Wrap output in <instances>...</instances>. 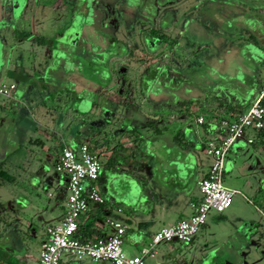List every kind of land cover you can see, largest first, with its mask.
Listing matches in <instances>:
<instances>
[{
  "label": "rangeland",
  "instance_id": "1",
  "mask_svg": "<svg viewBox=\"0 0 264 264\" xmlns=\"http://www.w3.org/2000/svg\"><path fill=\"white\" fill-rule=\"evenodd\" d=\"M263 3L264 0H39L37 3H32L30 0L25 9L28 12L32 11L35 17L33 19L37 20L36 31L39 34L36 37L40 38L42 34L49 38V41L46 39L44 43H41L47 46L50 55L46 63L41 64L44 72L38 79L52 83L58 87L57 91L67 94L66 98L64 97L55 105L43 104L38 117L37 113L33 112L37 118L35 121L38 122L34 126L36 131L28 132L29 143L25 142V146L16 147L18 154L21 153L22 161L26 159L22 164L21 184L24 193L21 201L18 195L16 197L13 194L14 184L3 182V178L0 177V232L10 227L9 225H13L15 228L11 231L12 240L13 236L14 240L16 237L17 240L21 239L23 247H27L26 249L37 257V246L45 237V228L59 221L62 216L63 207L59 204V198L66 195V190L59 179L60 175L53 167L56 153L54 144L58 138L63 140L71 135L76 138L75 132L84 129L80 124L81 120L90 125L91 130L88 128L87 132L91 134L85 136L101 143L102 137L105 136L104 132L107 129L110 132V123L114 120L112 119L108 125L105 124L101 128V101L97 99L95 106H91V102L95 99V88L104 85L105 82L109 85L107 93L115 96V100H118L116 99L118 97L123 102L119 104L117 111L124 113V118L118 121V124L115 121L117 127H114L110 133L114 137L109 141L110 148L118 144L116 137L122 138L123 143L129 144L132 154L133 152L139 154L140 157L136 160L140 164L151 163H149L152 166L149 171L152 175V184L158 187L161 183L159 189L161 193L167 191L169 177L160 178L163 168L159 165L160 161L176 159L173 153L167 152L166 149L172 145L165 139L152 140L148 127L145 128V126H143L144 130L138 129V132L146 135L141 141L138 140L140 137L138 138L136 132L123 130L131 120L127 118L125 114L127 107L123 104L134 100L139 107L141 117L132 124L143 123L148 118H153L152 115L155 112L150 102L142 100L145 94L144 84L151 83V78L155 75L159 78L160 75L168 74L170 81L176 78L174 82L164 84L163 89H167L169 93L167 95L163 92L168 99L166 97L164 102L166 106L161 109L163 114L167 115L168 122L179 120L175 117L180 100L185 97L192 100L187 109V115L183 113L180 119L181 122L186 120V124L188 123L189 127L184 131V136L189 141L192 139L188 137L189 131H193L195 139L198 140L195 129L199 127L194 126L193 121L196 116L194 113H202V122H204L203 114L209 115L206 109L210 108L216 112L219 109L218 103L222 102L221 104L224 105L226 100H228L227 104L231 101L235 111L236 109L246 111L258 96L259 91L264 89V58L253 47L251 52L259 55L261 59L254 57V60L260 61L256 63L257 65H253L247 55H242L246 51L243 44L246 35H243L240 27L234 23L235 17L236 20L264 19V7L258 8ZM250 8L260 11L256 12ZM191 18L193 19L189 23ZM29 19V17L25 19L26 33L29 32L35 36V32L29 30L32 26ZM197 19L204 28L198 26ZM261 22L264 21L261 20ZM259 27L264 26L259 25ZM148 28L165 33L172 40H176V44L171 46L146 36ZM8 39L9 37H5V34L0 38L1 63L7 53L13 52L9 49L11 47ZM23 44L25 59L31 65L35 59L29 53H33L34 46L26 40ZM121 45L124 46V50L119 55ZM133 45L137 55H134V60H131L127 57V53ZM233 45L238 49L232 48ZM106 56L109 57L106 66L110 76L103 80V75L96 70L104 69L105 64L99 62ZM139 58L143 59V63L137 62ZM158 63L163 64L165 71H171L168 73L158 69L155 71ZM0 67L3 68L4 64ZM35 69L38 70V68ZM35 69L32 73L28 69L27 74L35 76ZM35 72L38 73V71ZM172 73H176V76ZM10 80L19 87L22 79L5 78V81ZM155 83L157 86L160 85L158 81ZM28 84L31 85V81ZM153 89L154 93L160 92L157 88ZM31 90L40 92L41 89L31 87ZM48 92L49 88L45 90V93ZM154 93L151 92L153 95ZM80 96L82 100L74 99ZM4 98L0 97V100ZM73 100L75 104H72ZM241 100L244 101L241 102ZM204 102L207 108L202 107ZM72 105H77V110L71 109ZM16 106L13 104L11 107L15 113L13 114L15 123L20 117V113L16 110L18 106ZM25 107L22 105L21 108L25 109ZM130 107L133 108V104ZM7 109L9 110L6 115L8 120L2 123L4 118H0V133L1 130H5L6 133V129L9 130L12 126L9 118L10 109L9 107ZM49 109L50 111L47 112ZM89 109L91 112L87 114L77 113V111L86 112ZM20 120L23 123L26 121L22 118ZM32 120L29 116V121L32 122ZM159 121V123L163 122V120ZM3 125H5L4 129ZM119 128H122L123 132L116 134L117 131L121 132ZM39 139H43L48 150L46 147L41 148L35 145V143L38 144ZM8 142V137L7 140L1 138L0 148H6ZM10 145L15 147V142L13 141ZM99 148L95 154L99 163L104 164L107 155L101 151V146ZM188 148L187 153L182 152L180 160L183 163L181 166L176 163V169H180L184 172L182 174L186 175L182 184L184 192L196 194L199 198L200 195L193 181L201 177V168L208 165L209 159L203 155L204 152L200 150L198 143ZM16 150L12 151L15 153ZM123 153L125 155L127 152ZM156 161L159 162L156 163ZM195 161L197 166L199 165L197 168H195ZM119 163L120 159L107 162L104 170L105 183L100 186V191L106 200L105 206L110 208V213L125 220L127 234L122 239L121 249L124 255L131 256L138 254L140 247L146 244L145 241L134 245L132 234H135L137 230L141 232V225L137 219L143 210L149 207L143 204L144 198H140L138 203L136 199L142 193V185L145 189L151 185L145 175L138 179L135 172L136 166L129 168ZM27 164H29L28 167ZM221 180L224 186L232 190L230 205L221 212L210 209L204 224L191 242L169 241L158 244L156 254L153 257L144 258L145 264H264V143L251 145L239 143L238 140L233 141L223 156ZM47 193H50L52 197H47ZM150 194L152 197L156 196L155 192ZM156 194L160 193L156 192ZM152 200V198L147 200V204ZM117 207L121 209L120 213L115 212ZM92 220L91 218L90 221L86 216L82 223L90 224ZM105 220L101 217L95 221L104 226ZM20 221L21 225H19ZM141 233L146 234V232ZM145 237L149 236L146 234ZM64 257L66 256L62 255L61 259ZM27 263L38 264V261L28 260ZM71 264L100 263L72 260Z\"/></svg>",
  "mask_w": 264,
  "mask_h": 264
},
{
  "label": "crops",
  "instance_id": "2",
  "mask_svg": "<svg viewBox=\"0 0 264 264\" xmlns=\"http://www.w3.org/2000/svg\"><path fill=\"white\" fill-rule=\"evenodd\" d=\"M30 0H0V36L2 35V37L5 34V37H9V45L11 48L10 51L13 52H9L7 53L6 57L4 58L3 63H1L0 65L4 67L1 68L0 67V82H13L12 80L10 81H5V78H14V79H22L20 80L19 83V87L16 86L15 84V89L13 90L12 94L7 97L4 98L3 100H0V118H4L2 119V123H5L8 119L6 117L7 112L9 113V110L7 109V107H9L10 109V124L12 123V126L9 128V130L6 129V133L5 130H1L0 133V140L1 138L6 139L7 137L9 139V142L6 146V148H0V177L3 178V182H9L10 184H14L13 186V194L17 197V195L19 196V200L21 201L22 199V194L24 193V189H22V184H21V175L23 173L22 170V164L23 161L26 159L21 158V153L18 154V148H16L17 146L21 145V146H25V142L29 143V139L30 136L28 137V132L31 131V133H35L36 130H34V126L37 125L38 122L35 121L36 116L38 117L40 110L43 108V104H49V106L51 105H55L57 102H60L61 100L64 99V97L66 96L67 93L65 92H61L60 90H58V87H55L52 83H46L43 82L42 80L38 79L42 73L44 72V69L42 67V63L43 65L46 63L47 59L49 58L50 55V51L48 50L47 46L42 45L41 43L38 42L36 36L39 34L37 33V20L33 19L34 17V13L30 10L29 12L27 11L26 5L27 3H29ZM37 3L39 2V0H32V3ZM264 7V3L261 4V6L259 5L258 8H263ZM251 10H254L256 12L260 11V10H256L255 8H250ZM248 10V8H247ZM31 13V15H30ZM28 17L30 18L29 21L31 22V31L35 32V36L34 34H29V32L26 33L24 24H26V20L28 19ZM35 18V17H34ZM193 18H191L189 20V23L192 21ZM235 17V23L236 25H238L240 27V32L244 35H246V40L243 43L246 51L248 49H251L253 47V49L259 51V53H263L264 52V27H259V25H263L264 26V22L262 23L261 20L264 21V19L262 18H246V19H238ZM140 21V19H139ZM142 21V20H141ZM200 20H196V23L198 24L199 27L204 28V25L200 22H198ZM207 22V21H205ZM262 23V24H261ZM35 24V25H34ZM141 24V22H140ZM230 24V23H229ZM56 25V24H55ZM233 25V23H232ZM227 28V27H226ZM208 29V27H207ZM207 29L205 31H207ZM252 30H257L256 32H251ZM243 31V32H242ZM20 32H21V36H20ZM23 34L25 35V37L23 36ZM27 34V35H26ZM249 34L253 35L254 38H256L258 40V44L259 46H249V39L250 37L248 36ZM54 34H52L53 36ZM139 35H140V31H139ZM0 37V38H2ZM199 37V36H197ZM35 38V39H33ZM40 38H43V40L49 41V38H47L46 36L40 34ZM241 38V37H240ZM4 40V39H3ZM24 40H26L27 42H29V44L31 46H34V49L32 50V54L29 53V55H33V59H35L31 65L29 64L28 60L25 59V55L26 53L24 52ZM51 40V38H50ZM249 43V44H248ZM44 47H42V46ZM122 48H124L123 45H121ZM236 46V45H235ZM248 46V47H247ZM231 47V46H230ZM32 48V47H31ZM232 48L238 49L237 47H234V45L232 46ZM228 51V49H227ZM117 54V53H116ZM233 54H240V53H233ZM69 58V56L67 57ZM109 58V57H108ZM57 60V59H56ZM58 61V60H57ZM40 66H41V71L40 70ZM35 68H38V70H36ZM31 70L32 71L35 69V71H38V73H35V76H30L29 74H27V70ZM246 70H244L245 72ZM37 76V78H36ZM35 77V78H34ZM108 79V78H106ZM31 81V85L28 84V82ZM35 82V83H33ZM35 87V88H39L41 89L40 92H35L33 90H31V87ZM37 86V87H36ZM152 86H156L155 84H144V88H147L146 90H144L145 94L143 96L142 100H147L148 102H150V104L153 105V107L155 108V112L152 115L153 118H148V120L143 121L142 126L138 125H134L132 124V122L134 123L135 121L140 120V114L139 111L134 110L133 108H131L130 106H128V102H125L123 104V106H126L127 108H125L126 112L125 114L127 115V118H130L131 120H129V123L127 125H125V129L123 130H127L130 131L129 129L133 126H139L136 127L137 128V135L140 136V138L138 139L139 141L143 140V136H146L144 134H139L140 132H138V129L144 130V127L147 128V123L148 121L153 120L155 126L159 127V132H152L151 129L148 127V133L150 132V138L152 140H156V141H162V139L164 140H168V143H170V148H166L167 152L173 153V155L175 156L176 159H169L166 160L164 162L160 161V167L163 168V170L161 171V175L160 178L164 179L165 177H169V182H168V187L166 189H168L167 191H164V193H161L162 191L159 190L161 187V183L158 185V187L154 186L152 184L151 181V172L149 171L151 169V163L146 164L147 162H142L140 164V162H138V160H136V158L140 157L139 154H136V152H133V154L130 152V146L127 143H123L122 142V138L116 137V142H118V144H115L116 146H118L116 149H118V151H113L112 155L113 158L115 160H119L120 159V164L124 165V166H129V168H133L136 166V176L138 177V179L140 180V176H147L145 177L146 179H148L149 184L151 185L149 188L145 189L144 186L142 185V193L140 194V196H138V198L136 199V203H138V201L140 200V198H144L145 202L143 203L144 205L146 204L147 206L149 205L148 208H145L143 210V212L141 213V216L138 217V222L141 225V232H146L147 236L149 237H145L146 234L141 233L137 230V232L135 234H132V238H133V244H137V243H141V242H145L148 240V238H150L151 234L153 232H155L157 229H159L162 226L174 223L175 221L188 216L191 212H192V208H191V203L196 202V200L198 199V195L193 194V193H186L184 192V186L182 185L184 183L185 177L186 175L182 174L184 172H182L180 169H176V163H179L181 166V163H183L180 160L181 154L182 152H188V149L186 147H181L176 145L175 143H173L172 140V136L177 133L180 132L181 134L184 135V131L189 127L188 123L186 124V120L181 122V117L182 114H186L187 115V109H185L182 105L181 102H183L184 100L188 99V98H182L179 103V110L176 112V117L175 118H179V120H171L170 122H168V119H166L167 115L163 114V110L161 109L162 107H165L166 105L164 104L165 99L168 96H165V94H163L162 92L159 93H154L151 94L152 91ZM49 88V92L45 93V90ZM150 89V91H148ZM97 90L99 91L98 94H96ZM109 90V85L105 82L104 85L98 87L97 89L95 88L94 90V95H95V102H97V99H100L101 101V105H100V109H101V123H100V127L104 126L105 124L108 125L111 120L113 119L114 122L110 123V132H108V126H107V130L106 132H104L105 136L102 137L100 146H101V151L105 152V155H107L106 159H108V156L111 153V148H110V139L112 140L114 137L112 136V129L114 127H117L118 121H120L122 118H124V113H119L118 110V106L119 104H121V100L117 97L115 100L114 97L112 96V94L107 93ZM68 92V91H66ZM45 96V98H44ZM47 97V98H46ZM66 98V97H65ZM77 101L82 100V96H80L79 98H75ZM171 100V99H170ZM70 102V100H68ZM129 101V100H128ZM172 101V100H171ZM205 101V100H204ZM244 100H241V102H243ZM75 100H73L72 104L74 103ZM132 104L135 103L134 100L130 101ZM228 100H226L225 104L222 105V102H217L218 103V107L219 109L216 110V112H213L214 114L212 116H214L215 118V122L210 121V126L209 129L205 132H203L200 128V126H198L195 121V118L197 116L194 117V126L199 127L197 129H195L196 132V136L197 139H195L194 135H193V131L190 132L189 131V136L187 134L188 137H192L191 139V143L192 146L195 143H198L199 145H201V142H203L202 140H206L209 138L214 137L216 134H218V122L221 119H232L236 114L242 112V110H238L235 108H232L230 110L231 107H233L232 103H230L231 101H229V104H227ZM13 104H16L17 108L16 110L20 113V117L19 120L15 123L13 114L14 110L13 108H11L13 106ZM118 104V105H117ZM23 106H26L25 109L21 108ZM71 105V104H70ZM73 110H77V105H72ZM92 106V105H91ZM42 107V108H41ZM116 107V108H115ZM203 108H207L205 106V102L202 105ZM15 108V106H14ZM93 109V108H92ZM209 110L214 111L213 109L208 108ZM129 110V111H128ZM50 111L47 110V112ZM33 112H36L37 115L34 116ZM91 112L90 109L86 112H78L77 113H83L81 115L87 114ZM72 114V113H71ZM32 115V116H31ZM196 115V114H194ZM202 114H199L198 116H201ZM6 118H5V117ZM23 116V117H22ZM29 116L32 117V122L29 121ZM162 116V118H161ZM202 117V116H201ZM25 119L26 121L23 123L21 122L20 119ZM159 120H163V122L159 123ZM167 120V121H166ZM115 121H117L115 123ZM170 123V124H169ZM132 124V125H131ZM144 124V125H143ZM6 125V124H5ZM5 125H3V129L5 128ZM101 127V128H102ZM123 127V128H124ZM119 130H121V132L117 131L116 134H121L122 128H119ZM194 132V133H195ZM201 132V133H200ZM200 133V134H199ZM44 136H45V132H43ZM76 134V132H75ZM74 135V134H73ZM107 136H109V139H107ZM118 136V135H117ZM43 138V137H42ZM185 140H188L187 137H185ZM45 139V138H44ZM43 139H39L37 142L38 144L35 143V145H39L41 148L46 147L44 141H42ZM15 142V147H13L12 142ZM46 141V140H45ZM138 141V142H139ZM239 143H245L247 144L244 140H238ZM121 143V145H120ZM34 144V143H33ZM77 144V139L75 137L71 136H67L65 137V139H60L58 138L56 140V144H54V148H55V158L57 156V153L60 149V146H69V147H76ZM128 145V146H127ZM114 146V145H113ZM125 146V147H124ZM129 148H127V147ZM135 146V145H134ZM137 147V145H136ZM17 149V150H16ZM28 149V147H27ZM46 149L48 150V147H46ZM115 149V150H116ZM139 148L137 147L136 150H138ZM12 150H16V152L14 153V151ZM200 150H202V146H200ZM123 152H127L125 155ZM13 153V154H12ZM141 153V151H140ZM204 155V154H203ZM26 157V156H25ZM54 158V160H55ZM159 161H156V163ZM54 163V161H53ZM173 163V164H172ZM196 163V161H195ZM29 164H27L26 166L28 167ZM25 166V167H26ZM199 166V165H198ZM197 163L195 164V168L198 167ZM205 167V168H204ZM204 167L201 168L202 173H201V177L199 178H195L193 181V184L196 187V182L197 180H199L200 178H202L205 175L206 172V167L204 165ZM105 170V169H104ZM104 170L102 165H100V171H99V177H98V189L99 192L101 194V196L103 197L101 191H100V186L102 185V183H105V175H104ZM62 185L65 188V180L64 178L60 175L59 177ZM163 181V180H162ZM2 182V183H3ZM144 183H146L144 181ZM158 184V182H156ZM174 187V189H172ZM227 187V186H226ZM171 188V189H170ZM228 188V187H227ZM229 189V188H228ZM4 190V189H3ZM155 192V197H152L150 193ZM156 192L160 193V194H156ZM167 192V193H166ZM166 193V194H165ZM25 194H26V190H25ZM25 195H23L24 197ZM47 197H52V195L50 193H47ZM63 198H59V204L63 207L64 210V195L62 196ZM153 199L151 202H149L147 204V200L149 199ZM104 199V197H103ZM104 202H106V200H104ZM16 205H18V203H16ZM106 205V203H105ZM134 206V204H133ZM140 206V204H139ZM97 208H93L91 209L89 212H87L84 215H81L78 217V222L80 224H83V220L86 216H88L89 220H92V223H90V228L94 229L95 231H93V234L90 236H105L108 235L111 232V229L108 228L106 225H100L98 224V222H96L95 220H97V218H101L104 217V219L107 218H116L119 221L122 222V224L125 227V232L123 237L127 234V227L124 224L125 220H122L120 218L117 217L116 214H111L110 213V208H108L107 206H102L100 208L99 213L97 214V216H95V218L93 217L98 211H96ZM116 213H120L121 209L120 208H116L115 209ZM58 222V221H57ZM56 222V223H57ZM95 222V223H94ZM23 223V222H22ZM55 224V223H53ZM19 225H21V221L19 222ZM92 225V226H91ZM10 227L6 228L5 230L0 232V264H28V260L32 261V260H36L37 261V257H34V255L28 251L26 248L27 247H23L22 245V241L21 239L14 240V236H13V240H12V228H15L13 225H9ZM13 226V227H12ZM80 232V231H79ZM16 233V231H15ZM14 233V235H15ZM43 240V239H41ZM40 240V241H41ZM19 241V242H17ZM39 241V243H40ZM17 243H19V245H17ZM38 243V246H39ZM38 246H37V253H38ZM65 259V260H64ZM64 259H61L60 264H71L72 260L75 259H71V258H67L64 257ZM79 261V260H76Z\"/></svg>",
  "mask_w": 264,
  "mask_h": 264
},
{
  "label": "built area",
  "instance_id": "3",
  "mask_svg": "<svg viewBox=\"0 0 264 264\" xmlns=\"http://www.w3.org/2000/svg\"><path fill=\"white\" fill-rule=\"evenodd\" d=\"M14 89L13 82H0V97H9ZM263 92L264 89L259 91L246 111L230 120H219L218 134L206 140L203 152L209 163L205 175L196 182L200 196L191 203L189 216L157 229L135 255L126 256L122 252L125 227L116 218L105 220V225L111 229L108 235L80 240L78 217L104 201L98 189L100 163L85 143L76 147L62 146L53 167L65 180L64 210L57 223L45 228V237L38 246V264H60L62 255L100 264H145L144 258L153 257L156 246L162 242H190L210 209L221 212L230 205L232 190L221 180L223 156L233 141L244 140L251 144L256 132L264 133V107L260 103ZM195 122L202 123V117H196Z\"/></svg>",
  "mask_w": 264,
  "mask_h": 264
},
{
  "label": "trees",
  "instance_id": "4",
  "mask_svg": "<svg viewBox=\"0 0 264 264\" xmlns=\"http://www.w3.org/2000/svg\"><path fill=\"white\" fill-rule=\"evenodd\" d=\"M145 35L146 36H148V37H150V38H154V39H156L158 42H163V43H166V44H169V45H174V44H176V40H172L168 35H166L165 33H162V32H160V31H158V30H156V29H152V28H148V30L146 31V33H145ZM23 36L25 37V35L23 34ZM249 37H250V39H249V46L251 45V46H259V42H258V40L256 39V38H254V36L253 35H251V34H249L248 35ZM250 40H252L251 42H250ZM44 41L45 40H43V38H39L38 39V42L39 43H44ZM124 50V48H121V50H120V52L118 53L119 55L122 53V51ZM256 50V49H255ZM256 52H258V54L259 55H262L263 56V58H264V52L263 53H259V51H256ZM116 53V52H115ZM134 55H137V53H136V48L134 47V45L133 46H130V48H129V50H128V53H127V57H129L131 60H134ZM242 55H247L248 56V59H249V61H251V62H253V65H257L256 63H259L260 61H256V60H254V57L255 58H257V59H259V60H261L260 59V57H259V55H256V54H254V53H252L251 52V49H248L247 51H245V54H242ZM107 59H108V56H106V58L105 59H100V62L99 63H103V64H105L104 65V69L103 68H100V69H97L96 71H97V73L99 72V73H101L102 75H103V80H105L106 78H108L110 75H109V71H108V68H107V66H106V61H107ZM255 61V62H254ZM137 62L138 63H143V59L142 58H139L138 60H137ZM163 64H161V63H158V65H157V67L155 68L156 70L155 71H157V69L158 70H164L163 69V66H162ZM165 71V70H164ZM171 70H166L165 72L166 73H168V72H170ZM253 71V70H252ZM176 74V73H175ZM174 73H172V75L173 76H176ZM245 75V74H244ZM165 79H167V81H165ZM176 79V78H175ZM175 79H173L172 81H170V78H169V75L167 74V76H162V75H160V77L158 78L157 77V75H155L154 77H152L151 78V83H148V84H152V85H156V86H152V91H153V93H154V89L153 88H157L158 89V91H160V92H166V94L168 95V90L166 91V90H164L163 89V87H164V84L165 83H167V82H174L175 81ZM148 80H150V79H148ZM101 81V80H100ZM155 81H158L159 83H160V85L159 86H157V84L155 83ZM146 84V83H145ZM160 88V89H159ZM147 88H145V90H146ZM148 91H150V89L148 90ZM159 92V93H160ZM99 93V91L97 90V92H96V94H98ZM164 94V93H163ZM263 95H264V92H263V94L261 95V97H260V103H261V105L264 107V98H263ZM191 101L192 100H190V99H186V100H184L183 102H181V105L185 108V109H188V107H189V105L191 104ZM92 103V106H95V104H97L96 102H95V100L94 101H92L91 102ZM121 103H123V102H121ZM126 104H128V106H131L132 105V103L131 102H128V103H126ZM133 108H134V110H137L138 111V109H139V107H137V105L135 104V103H133ZM233 107H231L230 108V110L232 109ZM206 110H208V116H205L204 114H203V116L205 117V120H204V122H202V123H198L197 125L198 126H200V128H201V130L203 131V132H205V131H207L208 129H209V126H210V121H213V122H215L216 120L214 119L215 117L214 116H212L214 113H213V111L212 110H209V109H206ZM129 111V110H128ZM140 111V110H139ZM194 114H196V116H198L199 114H202V113H194ZM147 123V127H149L150 129H151V131L152 132H159L160 130H159V127H157V126H155V124H154V121L153 120H151V121H148V122H146ZM80 124L81 125H83V127H84V129H83V131H77L76 132V138H77V144H80V143H85L87 146H88V148H89V150L91 151V152H93L94 154L100 149L99 147H100V144H99V142L95 139V140H91L90 138H88V136H85L86 134H91L90 132H87V129L90 127V125H89V123H86V122H84V120H81V122H80ZM85 125V126H84ZM138 125V124H137ZM144 125V124H143ZM139 126H142V122H140L139 123ZM139 126H132L129 130V132H136L137 131V128L136 127H139ZM89 130H91L90 128H89ZM139 134H142L141 132L139 133ZM138 137H140V136H138ZM172 140H173V143H175L176 145H178V146H181V147H186L187 149H189L188 147H191L192 146V144H191V141H189V140H185V138H184V135L183 134H181L180 132H177V133H175L173 136H172ZM207 140V139H206ZM206 140H202L203 142H201V145L200 146H202V150H203V148H204V144H205V142H206ZM257 143H259V144H263L264 143V133L262 132V131H258V132H256V134H255V136H254V140H253V142L251 143V145H255V144H257ZM62 146H60V148H61ZM118 146H116V145H114V146H112L111 147V153H110V155L108 156V159H106V161H105V163L104 164H100V165H102V167H103V170L106 168V165H107V162L109 161V160H115L114 158H113V155H114V153H113V155H112V152L113 151H118V149H116ZM116 149V150H115ZM96 155V154H95ZM0 173H2V172H0ZM104 207L105 206V202L103 201V203H101V204H97V205H94V208H97V210L96 211H98L95 215H94V218H95V216H97V214L99 213V211H100V208L101 207ZM93 209V208H92ZM92 223V222H91ZM79 231H80V240H93V239H95V238H97V237H101V236H93V237H91L90 238V236L93 234V231H95L94 229H91L90 228V224H80L79 223ZM193 240V239H192ZM191 240V241H192ZM190 241V242H191ZM189 243V242H188ZM102 264H105V263H102Z\"/></svg>",
  "mask_w": 264,
  "mask_h": 264
}]
</instances>
